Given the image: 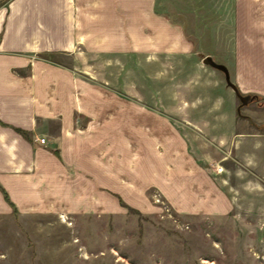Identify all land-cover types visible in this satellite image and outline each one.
<instances>
[{"label":"rangeland","instance_id":"rangeland-1","mask_svg":"<svg viewBox=\"0 0 264 264\" xmlns=\"http://www.w3.org/2000/svg\"><path fill=\"white\" fill-rule=\"evenodd\" d=\"M155 2L193 42L190 52L85 54L84 65L98 60L100 70L80 71L99 86L101 104L133 116L130 141L118 134L114 142L115 205L94 214H0V264H264V95L254 92L238 114L223 73L201 61L233 59V0ZM246 78L264 91V67ZM183 166L195 170L185 175ZM175 190L194 206L213 194V209L185 211Z\"/></svg>","mask_w":264,"mask_h":264},{"label":"crops","instance_id":"crops-1","mask_svg":"<svg viewBox=\"0 0 264 264\" xmlns=\"http://www.w3.org/2000/svg\"><path fill=\"white\" fill-rule=\"evenodd\" d=\"M155 7V0L0 5V186L16 212L94 214L115 205L114 142L118 134L130 141L133 116L101 104L99 86L80 71L100 70L98 60L84 65L85 54L190 52L193 42ZM232 24L226 49L233 59L225 65L240 92L264 95L246 83L249 73L259 75L264 67V0H233ZM45 53L71 55L75 63H59ZM101 150L108 151L106 160ZM181 168L185 175L195 170ZM182 186L175 182L177 191ZM177 191L171 198L181 209H213L210 190L205 206L186 203ZM11 212L0 190V214Z\"/></svg>","mask_w":264,"mask_h":264},{"label":"water","instance_id":"water-1","mask_svg":"<svg viewBox=\"0 0 264 264\" xmlns=\"http://www.w3.org/2000/svg\"><path fill=\"white\" fill-rule=\"evenodd\" d=\"M201 61H202L203 64L212 66V67L220 70L223 73L224 80H225L226 85L228 87H230L235 92V94L237 95V97L240 100V103L237 106V112H238V114L240 113V107L241 106L245 105L248 102V100H252V99L255 98V94L250 95V94H244V93H241L240 92V90L238 89V87L235 84V82L231 79L229 69H228V67L224 63L216 61L209 54L204 55L202 57Z\"/></svg>","mask_w":264,"mask_h":264},{"label":"trees","instance_id":"trees-1","mask_svg":"<svg viewBox=\"0 0 264 264\" xmlns=\"http://www.w3.org/2000/svg\"><path fill=\"white\" fill-rule=\"evenodd\" d=\"M8 1H10V0H0V5H1V4H6V3H8ZM52 56H54V54H52V53H45V57H46L47 59L54 60V59L52 58ZM17 130H18L19 132L25 134L24 131H22V130H20V129H17ZM0 190H1L2 193H3V196H4L5 200L8 201V202L12 205V207H13V211L16 212V208H15V206L13 205V203L11 202V200H10V198H9V196H8V194H7V192H6L1 186H0ZM120 201L122 202V204H124V202H123L121 199H120Z\"/></svg>","mask_w":264,"mask_h":264},{"label":"built area","instance_id":"built-area-1","mask_svg":"<svg viewBox=\"0 0 264 264\" xmlns=\"http://www.w3.org/2000/svg\"><path fill=\"white\" fill-rule=\"evenodd\" d=\"M45 141V139L42 137V138H40V142H44Z\"/></svg>","mask_w":264,"mask_h":264}]
</instances>
